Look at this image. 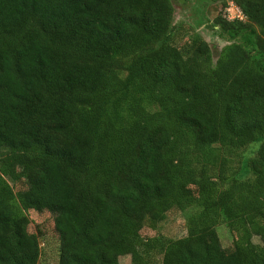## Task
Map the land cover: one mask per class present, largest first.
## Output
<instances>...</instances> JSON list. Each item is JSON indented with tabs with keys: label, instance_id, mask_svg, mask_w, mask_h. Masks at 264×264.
<instances>
[{
	"label": "trees",
	"instance_id": "16d2710c",
	"mask_svg": "<svg viewBox=\"0 0 264 264\" xmlns=\"http://www.w3.org/2000/svg\"><path fill=\"white\" fill-rule=\"evenodd\" d=\"M231 1L214 60L174 44L172 0H0V264L39 262L22 204L55 214L58 264H264V0ZM173 210L186 235L142 236Z\"/></svg>",
	"mask_w": 264,
	"mask_h": 264
},
{
	"label": "rangeland",
	"instance_id": "374dc122",
	"mask_svg": "<svg viewBox=\"0 0 264 264\" xmlns=\"http://www.w3.org/2000/svg\"><path fill=\"white\" fill-rule=\"evenodd\" d=\"M172 3L174 7L172 41L174 44L181 47L187 42L189 36L198 34L210 46L215 60L219 50L227 42L220 38L217 29L213 28V20L218 15L227 18L229 14L237 11V7L231 0H172ZM259 144L260 142H255L249 145L247 150L241 151L240 155L243 153L245 154L243 159H248L254 155ZM35 172L33 169L18 168V179L11 186L21 204V197L32 186L31 182ZM246 173L247 169L244 167L240 177L245 178ZM22 206L29 218V232L37 234L39 237L41 254L38 264H58L59 241L55 230V214L48 211L39 212L35 209H29L24 207V204ZM185 225L186 213L173 210L167 214L162 223L157 225L155 230L145 227L141 234L144 237L162 235L176 239L186 235ZM215 235L219 238L222 246L227 249L233 248L240 237L235 224L233 227H229L225 223L217 225ZM252 241L255 244H260L257 237H253ZM119 263L131 264V257H120Z\"/></svg>",
	"mask_w": 264,
	"mask_h": 264
},
{
	"label": "built area",
	"instance_id": "2783aa9c",
	"mask_svg": "<svg viewBox=\"0 0 264 264\" xmlns=\"http://www.w3.org/2000/svg\"><path fill=\"white\" fill-rule=\"evenodd\" d=\"M236 9H237V11L235 13H233V14H229L227 16V18L229 20H236V19H238V20H244L245 19V16H243V14L240 12V10L238 8H236ZM230 11H231V9H230ZM228 13H231V12H228Z\"/></svg>",
	"mask_w": 264,
	"mask_h": 264
}]
</instances>
